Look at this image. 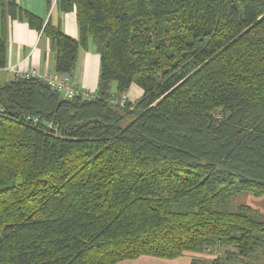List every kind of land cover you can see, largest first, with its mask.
Wrapping results in <instances>:
<instances>
[{"label":"trees","instance_id":"1","mask_svg":"<svg viewBox=\"0 0 264 264\" xmlns=\"http://www.w3.org/2000/svg\"><path fill=\"white\" fill-rule=\"evenodd\" d=\"M57 4L76 12L78 38L0 0V67L9 20H26L50 38L58 73L93 43L98 87L65 98L40 77L0 84V264L174 259L216 246L211 264H264L257 210L217 208L240 191L264 195V0Z\"/></svg>","mask_w":264,"mask_h":264},{"label":"crops","instance_id":"2","mask_svg":"<svg viewBox=\"0 0 264 264\" xmlns=\"http://www.w3.org/2000/svg\"><path fill=\"white\" fill-rule=\"evenodd\" d=\"M23 8L42 18L45 22L60 24L63 31L75 38L79 37V25L75 11L63 12L59 9L58 0H16ZM1 31V30H0ZM1 33V32H0ZM55 52L51 40L41 31L30 26L26 20H9V35L6 53V65L0 67V84L16 77L14 69L23 71L37 70L41 74L54 70ZM100 72V55L91 43L89 50L80 49L76 67L70 74L82 89L94 92L98 87ZM138 86V85H137ZM133 84L131 88L142 90ZM128 97V95L126 94ZM150 258L141 255L135 260ZM154 259H151L152 262Z\"/></svg>","mask_w":264,"mask_h":264},{"label":"rangeland","instance_id":"3","mask_svg":"<svg viewBox=\"0 0 264 264\" xmlns=\"http://www.w3.org/2000/svg\"><path fill=\"white\" fill-rule=\"evenodd\" d=\"M115 87H116V83L113 82L112 89L115 90L116 89ZM137 87L140 88L139 86ZM140 89L142 90L141 94L143 95V89L142 88ZM127 95L130 101H136L141 97L139 90L134 87L128 90ZM243 204L252 206L254 209L257 210L258 217L264 219V195L257 196L249 191L238 192L228 202L217 205V208L235 209ZM223 252L224 250L222 248L216 246V248H210L206 252L203 251V252L194 253L191 251L190 252L187 251L183 255L174 259L149 256L150 258H144L142 260L129 259L111 264H190L193 258H199L198 261H200L201 264H211L212 259L217 255L223 254ZM151 259L154 260L150 262Z\"/></svg>","mask_w":264,"mask_h":264},{"label":"built area","instance_id":"4","mask_svg":"<svg viewBox=\"0 0 264 264\" xmlns=\"http://www.w3.org/2000/svg\"><path fill=\"white\" fill-rule=\"evenodd\" d=\"M12 69H14L16 77L19 78L40 77L45 79L53 90L60 92L65 98H73L79 95L83 98H90L93 96V92L87 89H82L70 74L58 73L55 70H49L46 73L41 74L37 70L23 71L15 68ZM126 98V96H123L116 99L114 102L124 106Z\"/></svg>","mask_w":264,"mask_h":264}]
</instances>
